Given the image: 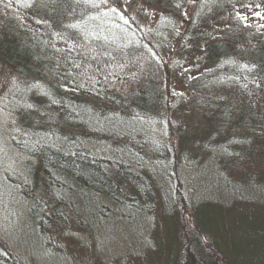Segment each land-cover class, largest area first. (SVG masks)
Returning a JSON list of instances; mask_svg holds the SVG:
<instances>
[{
    "label": "trees",
    "instance_id": "obj_1",
    "mask_svg": "<svg viewBox=\"0 0 264 264\" xmlns=\"http://www.w3.org/2000/svg\"><path fill=\"white\" fill-rule=\"evenodd\" d=\"M141 2L160 12L146 32L131 18L124 0H0V9L21 17L32 35L36 33L35 39L26 42L10 28L14 20L0 25V61L27 82L25 87L19 84L25 89L23 103L31 109L24 130L27 136L19 135L12 147L32 161L33 176H27L30 182H20L19 189L31 204L32 219L41 227L67 223L77 208L75 197L92 193L103 194L113 205L130 211L138 207L141 198L159 200L164 209L173 206H163L165 197L152 186L148 174L80 146L75 132L86 133L82 124L85 113L69 92L48 87L45 77L55 72L52 66L60 65L64 77L75 82L80 94L115 99L119 105L153 117L162 115L167 106L170 75L196 53L200 58L195 69L202 73L190 77L184 72L179 77L190 93L192 106L208 120L204 96L194 88L202 74H225L232 83L264 88V41L230 21L239 7L264 5V0ZM60 58L63 63L57 62ZM167 138L170 151L183 148L180 134L171 124ZM262 144V149L249 151L262 168L248 160L246 170L235 161V173L258 172L264 179ZM169 181L174 183L171 221L175 235L166 264H264V260L229 258L202 223L200 209L194 211L186 201L175 167ZM119 215L128 220L130 213ZM0 264H19L1 240Z\"/></svg>",
    "mask_w": 264,
    "mask_h": 264
},
{
    "label": "rangeland",
    "instance_id": "obj_2",
    "mask_svg": "<svg viewBox=\"0 0 264 264\" xmlns=\"http://www.w3.org/2000/svg\"><path fill=\"white\" fill-rule=\"evenodd\" d=\"M124 7L145 32L160 14L157 7L141 0H124ZM233 13L230 21L264 41V5H243ZM10 21L19 39H35L24 19L0 9V25ZM199 55L186 59L170 75L167 106L159 117L130 110L115 99L82 95L75 82L64 77L60 65L52 66L55 72L45 77L48 87L69 92L85 113L86 133L75 132L80 146L148 174L152 186L165 197L163 206H173L164 209L156 195L158 201L141 198L136 211H130L113 205L103 194L92 193L75 197L78 209L67 223L42 227L32 219L31 204L19 189L20 182H30L27 176H33L32 161L12 147L19 135L27 136L24 130L31 109L24 105L25 89L19 85L25 87L27 82L0 61V240L19 264H166L175 235L174 183L169 181L173 167L186 201L194 211L200 209L202 223L226 255L239 261L264 260V179L258 172H234L235 161L246 169L248 160H254L262 168L249 151L263 148L264 88L232 83L225 74H202L194 88L204 96L208 120L192 106L179 77L184 72L190 77L202 73L195 69ZM168 124L180 134L183 148L176 153L168 146ZM120 213H130L129 219L123 220Z\"/></svg>",
    "mask_w": 264,
    "mask_h": 264
},
{
    "label": "snow or ice",
    "instance_id": "obj_3",
    "mask_svg": "<svg viewBox=\"0 0 264 264\" xmlns=\"http://www.w3.org/2000/svg\"><path fill=\"white\" fill-rule=\"evenodd\" d=\"M25 6H27V5H25ZM257 87H259V85H257Z\"/></svg>",
    "mask_w": 264,
    "mask_h": 264
}]
</instances>
